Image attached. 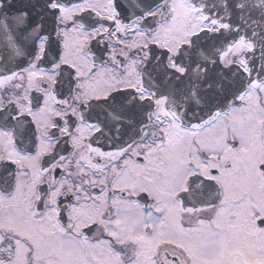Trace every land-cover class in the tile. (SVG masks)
Returning <instances> with one entry per match:
<instances>
[{"label":"snow or ice","instance_id":"snow-or-ice-1","mask_svg":"<svg viewBox=\"0 0 264 264\" xmlns=\"http://www.w3.org/2000/svg\"><path fill=\"white\" fill-rule=\"evenodd\" d=\"M110 3L0 0V264H264V0Z\"/></svg>","mask_w":264,"mask_h":264},{"label":"flooded vegetation","instance_id":"flooded-vegetation-1","mask_svg":"<svg viewBox=\"0 0 264 264\" xmlns=\"http://www.w3.org/2000/svg\"><path fill=\"white\" fill-rule=\"evenodd\" d=\"M85 7L92 8V12L88 13V18L95 20L96 23H101L97 18L103 14L105 18L110 17L114 14L110 0H87V4L72 5L64 10L62 13V20L68 19L73 16L78 11H83ZM38 15H43L45 18V25L51 29L54 25L53 17L47 12L38 13ZM246 135L251 138L254 136V133L250 129H245ZM234 135L232 127H227L223 123L217 125L216 128L212 129L207 136L208 140L222 139L224 137H232ZM257 151H264V148L257 146ZM140 169L136 167L134 163H130L127 173L120 179L117 180L119 186H129L133 189H139L146 181H143L142 177H138ZM259 204L264 206V200H258L256 198L252 199L251 203H246L242 211V221L247 222L249 218V212L254 210V207ZM104 209V204L99 203L96 205H85L81 209L77 210L78 217L82 220L98 219L100 212ZM99 234V233H97Z\"/></svg>","mask_w":264,"mask_h":264}]
</instances>
